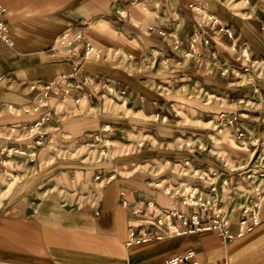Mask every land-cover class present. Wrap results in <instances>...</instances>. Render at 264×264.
<instances>
[{"label":"crops","instance_id":"obj_1","mask_svg":"<svg viewBox=\"0 0 264 264\" xmlns=\"http://www.w3.org/2000/svg\"><path fill=\"white\" fill-rule=\"evenodd\" d=\"M0 4V264H264V0ZM223 114L237 167L209 152ZM172 207L234 235L175 234Z\"/></svg>","mask_w":264,"mask_h":264},{"label":"built area","instance_id":"obj_2","mask_svg":"<svg viewBox=\"0 0 264 264\" xmlns=\"http://www.w3.org/2000/svg\"><path fill=\"white\" fill-rule=\"evenodd\" d=\"M80 37L79 33L75 34V38ZM0 38L4 40L5 42H9V33H8V27L7 23L4 20V7L0 4ZM63 40H67L68 42L72 41L73 38L67 36V33L62 34ZM71 38V39H70ZM88 50H91V47L87 44ZM54 92L57 93L59 90L55 88V86L52 87ZM186 192V193H183ZM182 201L186 204H192V205H203L205 206V202L202 199V194L199 192V190L195 187L191 186H184L183 190L181 192ZM211 211L217 215L219 212L218 207L216 205H212ZM171 216H174L178 218L179 223L176 224V227L172 230H169L175 234H183L188 232H194V231H204V230H210V229H217L218 232L223 237L231 238L233 237V233L228 230L227 223L222 221L221 218L212 217L209 222L205 223L203 222L199 215L197 213H192L189 216H187L184 212L180 211L176 207H172L170 211H168L164 218H157V222L159 224L163 223V220L169 219ZM247 225V223H246ZM172 226V225H170ZM161 234H158L160 236ZM150 236L147 235H137L133 231L130 232V236L128 239V243L132 242H140L145 241L149 239ZM160 264H205L200 262L195 254V251L193 249H186L180 252H176L174 254H171L163 259V261ZM207 264H227L224 260H218L213 261Z\"/></svg>","mask_w":264,"mask_h":264},{"label":"rangeland","instance_id":"obj_3","mask_svg":"<svg viewBox=\"0 0 264 264\" xmlns=\"http://www.w3.org/2000/svg\"><path fill=\"white\" fill-rule=\"evenodd\" d=\"M118 97L120 98L119 99L120 102L123 103L124 99L122 98V96L118 95ZM231 120L232 118L227 117L225 114H223V116H219L217 119L215 118L213 121L208 122L209 125L215 127L213 131L215 132V134L210 135L211 136L210 138L212 140V141L210 140V142H212V144H214V147L217 148L216 151H213V152L209 151V152L211 154H214L215 156L221 157L224 162L227 160L226 158L229 157L230 154L235 155L237 157L235 161L232 162L229 160L226 162L227 164H230V166L232 167L233 166L237 167L247 162L246 160L247 156L251 154L254 146L248 143L244 138H237L235 135L232 134V132L229 129V126L225 124L226 122L228 123ZM219 121L221 123L219 125L218 124L216 125V122H219ZM263 149H264V145L259 146L256 152L258 153L260 151L261 153ZM261 156L262 154H260L259 157L261 158ZM33 158H34L33 155H28V154L24 155V159L27 161L29 160V163L31 165H34L35 163L37 164V162L34 161ZM260 164H262V160L260 161ZM178 190L179 191H177V193L181 194L183 190V186L181 187V189H178ZM183 193H186V192H183Z\"/></svg>","mask_w":264,"mask_h":264}]
</instances>
